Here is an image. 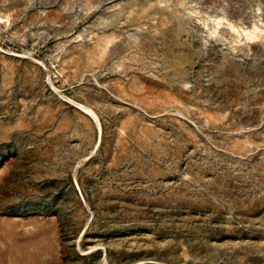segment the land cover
<instances>
[{
  "label": "rangeland",
  "instance_id": "374dc122",
  "mask_svg": "<svg viewBox=\"0 0 264 264\" xmlns=\"http://www.w3.org/2000/svg\"><path fill=\"white\" fill-rule=\"evenodd\" d=\"M0 264H264V0H0Z\"/></svg>",
  "mask_w": 264,
  "mask_h": 264
}]
</instances>
